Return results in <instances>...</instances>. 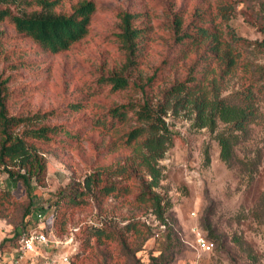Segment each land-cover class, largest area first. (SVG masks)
I'll use <instances>...</instances> for the list:
<instances>
[{
  "label": "trees",
  "instance_id": "1",
  "mask_svg": "<svg viewBox=\"0 0 264 264\" xmlns=\"http://www.w3.org/2000/svg\"><path fill=\"white\" fill-rule=\"evenodd\" d=\"M67 1L0 0V24L10 25L16 35L29 39L38 53H67L88 36L97 11L94 0H78L69 7ZM156 6L160 16L149 11H118L116 23L104 37L108 44L115 45L118 62L100 66L98 72L91 73L92 79L81 85L79 94L70 95L49 110H11L18 96L37 88L18 84L23 79L21 71L36 72L40 63L25 58L24 51L8 49V38L0 33V168L12 182L22 184L29 200L23 215L27 219L14 239L15 248L20 236L37 229L39 223L47 231L49 227L44 224L51 208L50 228L56 236H66L70 229L77 228L78 249L72 259L79 257L93 239L99 244L117 239L120 230L112 226L113 219L106 215H100L96 223L88 222L83 229L68 227L67 215L73 208L86 205L89 198L99 201L109 196L128 197L134 188V198L146 206L147 213L141 219L125 221L123 233L149 234L154 239L164 235L166 241L176 239L174 223L166 215L171 205L156 191L164 172L159 161L173 147V132L166 122L168 115L183 113L192 127L210 133L223 126L215 138L219 157L226 164L233 159L241 136L257 118L259 104L264 105V62L252 64L246 60L251 43L230 26L234 2L215 0L213 9L194 6L189 13L177 6L176 0H156ZM158 17L160 27L170 39L173 56L162 59L150 75L142 77L140 68L153 32V20ZM259 26L264 34V16ZM254 45L262 51L264 39ZM192 54L195 58L185 75L169 81L171 69ZM241 64L243 82L223 95L227 90L224 82L235 76ZM165 83L168 85L160 88ZM102 94H128L131 100L101 106V111L81 121L53 123L80 113L90 99ZM88 129L100 130L104 137L110 135L95 144L96 159L122 150L129 154L109 165L95 167L82 182L58 193L47 206H34L42 195L38 187L46 162L32 141L69 146L81 142ZM9 191L10 188L3 191L1 206L9 200ZM205 228L209 230L208 226ZM209 233L212 235L213 231Z\"/></svg>",
  "mask_w": 264,
  "mask_h": 264
},
{
  "label": "rangeland",
  "instance_id": "2",
  "mask_svg": "<svg viewBox=\"0 0 264 264\" xmlns=\"http://www.w3.org/2000/svg\"><path fill=\"white\" fill-rule=\"evenodd\" d=\"M77 1L68 0L66 6ZM94 1L97 11L88 36L69 52L60 55L38 53L36 45L29 39L16 35L10 25L0 24V33L8 38V49L24 51L25 58L40 63L36 72L34 69L21 71L23 79L18 84L26 83L37 88L18 96L11 105L13 112L20 109L25 112L53 109L70 95L79 94L81 85L90 81L91 73L98 72L100 66L118 62L115 45L104 40L116 23L118 11H149L160 16L156 0ZM176 1L177 6H181L186 13L194 6L213 9L215 2ZM232 1L235 9L230 26L238 36L251 43L245 54L246 60L261 64L264 62V48L259 51L254 42L264 39L259 26L263 23L264 0ZM160 25L161 17L153 20V32L139 72L142 77L150 75L162 59L173 56L168 34ZM194 58L192 54L174 66L168 80L182 78ZM242 78L241 64L235 76H229L224 82L227 90L223 95L236 90L243 82ZM167 85L162 84L160 88ZM129 98L128 94L98 95L90 99L85 110L53 123L81 121L101 111V106L109 107L131 100ZM166 122L173 132V147L159 161L164 172L156 191L166 197L171 205L166 215L174 223L176 239L166 241L164 235L154 239L149 234L136 236L123 233L121 228L125 221L141 219L147 213L146 206L134 198L135 188L128 197L109 196L99 201L89 198L86 205L70 210L67 226L83 229L88 222L96 223L100 215H106L113 219L112 226H116L121 235L103 244L91 240L82 254L68 264H264V105L259 104V114L247 133L241 136L229 164L221 161L215 138L223 126L213 133L196 129L183 113L175 117L168 115ZM109 137H104L100 130L88 129L81 142L69 146L32 141L46 162L45 171L40 177L41 186L38 187L42 195L34 206H47L58 193L82 182L84 176L95 167L109 165L129 154L127 150H122L96 159L95 144L101 138L107 140ZM32 182L35 185V181ZM129 184L133 185V182ZM8 188L9 200L0 205V264H13L16 250L14 239L27 219L23 215L29 202L22 184L12 182L0 168V198L4 197L3 191ZM51 212L52 208L46 214L44 225L48 227ZM194 225H198L206 239L213 243L212 252L201 253L193 247L191 227ZM206 226L213 231L212 235Z\"/></svg>",
  "mask_w": 264,
  "mask_h": 264
},
{
  "label": "built area",
  "instance_id": "3",
  "mask_svg": "<svg viewBox=\"0 0 264 264\" xmlns=\"http://www.w3.org/2000/svg\"><path fill=\"white\" fill-rule=\"evenodd\" d=\"M41 219V218H40ZM162 228V226H160ZM77 228L70 229L68 235L58 237L50 228L37 229L24 233L17 241L13 264H68L78 249L75 238ZM193 247L201 253L213 251V243L208 241L198 225L191 227Z\"/></svg>",
  "mask_w": 264,
  "mask_h": 264
}]
</instances>
